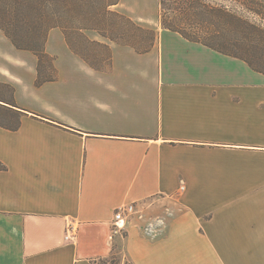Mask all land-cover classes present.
Returning a JSON list of instances; mask_svg holds the SVG:
<instances>
[{
    "label": "crops",
    "instance_id": "crops-1",
    "mask_svg": "<svg viewBox=\"0 0 264 264\" xmlns=\"http://www.w3.org/2000/svg\"><path fill=\"white\" fill-rule=\"evenodd\" d=\"M112 10L155 31L153 47L93 37L109 49L98 69L51 29L55 79L40 86L37 58L0 31L20 113L0 127V264H264V75L162 29L158 0ZM128 204L141 218L114 233Z\"/></svg>",
    "mask_w": 264,
    "mask_h": 264
},
{
    "label": "trees",
    "instance_id": "trees-1",
    "mask_svg": "<svg viewBox=\"0 0 264 264\" xmlns=\"http://www.w3.org/2000/svg\"><path fill=\"white\" fill-rule=\"evenodd\" d=\"M118 1L0 0V31L14 48L28 51L37 58L35 85L40 86L55 79L53 58L44 50L47 34L51 29H59L69 49L91 67L94 66L75 47V43L90 42L84 35L86 31H93L117 45L130 47L138 54L146 53L153 47L157 39L156 32L143 29L112 10ZM158 7L159 25L162 29L177 33L189 42L199 43L223 55L241 59L253 71L264 75V70L255 67L250 59L219 48L225 44L238 46L246 43L264 51V0H158ZM246 15L256 18L257 22ZM99 45L109 55L108 47ZM44 63L49 64L52 75L42 71ZM0 86L10 90L8 100L0 98L3 103L0 104V112L13 114L16 119L14 125L0 123V127L15 131L19 126L20 113L11 108L15 107L11 100L12 89L8 85ZM5 170L6 167L0 162V172ZM120 263L130 264L116 255L96 262Z\"/></svg>",
    "mask_w": 264,
    "mask_h": 264
},
{
    "label": "rangeland",
    "instance_id": "rangeland-1",
    "mask_svg": "<svg viewBox=\"0 0 264 264\" xmlns=\"http://www.w3.org/2000/svg\"><path fill=\"white\" fill-rule=\"evenodd\" d=\"M247 17L252 21L257 22L256 18H253L251 16H247ZM84 35L86 36V38L90 40V42L89 43L81 42L79 44L75 43L76 49H78L79 52H81L84 56L87 57L88 61L91 63L92 66L98 69H105L107 65L108 53L102 45H99L98 43L93 41V37L97 38L98 40H102V39L97 33L93 31L92 32L86 31L84 32ZM261 37L263 36L261 35ZM106 41L108 42L109 40ZM219 48L227 53L248 58L250 59V61L253 62L255 67L264 70V51H262L263 49L259 50L258 47H254L246 43L241 45L239 44L238 46L225 44V45H221V47ZM42 71L48 75H52V71L48 63L43 64ZM9 97H10L9 88L0 86V98H3L4 100H8ZM15 120L16 119L15 116H13V114H4L0 112V123H4L6 125L12 126L15 124Z\"/></svg>",
    "mask_w": 264,
    "mask_h": 264
},
{
    "label": "built area",
    "instance_id": "built-area-1",
    "mask_svg": "<svg viewBox=\"0 0 264 264\" xmlns=\"http://www.w3.org/2000/svg\"><path fill=\"white\" fill-rule=\"evenodd\" d=\"M132 217L141 218V212L137 209L135 204H128L117 208L113 215V227L114 233L121 231L123 226L128 220ZM76 237V229L72 224L67 225L64 240L65 241H73Z\"/></svg>",
    "mask_w": 264,
    "mask_h": 264
}]
</instances>
